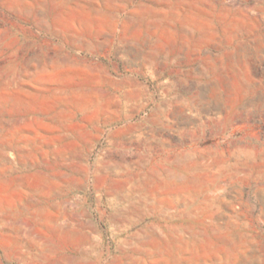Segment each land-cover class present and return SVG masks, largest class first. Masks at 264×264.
<instances>
[{
  "label": "rangeland",
  "instance_id": "obj_1",
  "mask_svg": "<svg viewBox=\"0 0 264 264\" xmlns=\"http://www.w3.org/2000/svg\"><path fill=\"white\" fill-rule=\"evenodd\" d=\"M0 264H264V0H0Z\"/></svg>",
  "mask_w": 264,
  "mask_h": 264
},
{
  "label": "bare ground",
  "instance_id": "obj_2",
  "mask_svg": "<svg viewBox=\"0 0 264 264\" xmlns=\"http://www.w3.org/2000/svg\"><path fill=\"white\" fill-rule=\"evenodd\" d=\"M66 238V237H65ZM76 244V243H75Z\"/></svg>",
  "mask_w": 264,
  "mask_h": 264
}]
</instances>
